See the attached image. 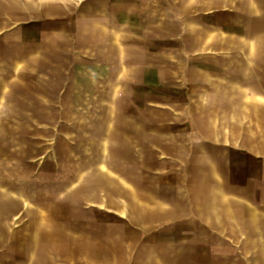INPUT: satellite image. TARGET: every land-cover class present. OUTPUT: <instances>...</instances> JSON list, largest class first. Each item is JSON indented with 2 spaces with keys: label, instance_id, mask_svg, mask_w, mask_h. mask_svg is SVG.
I'll return each mask as SVG.
<instances>
[{
  "label": "rangeland",
  "instance_id": "rangeland-1",
  "mask_svg": "<svg viewBox=\"0 0 264 264\" xmlns=\"http://www.w3.org/2000/svg\"><path fill=\"white\" fill-rule=\"evenodd\" d=\"M251 1L252 4H245L244 0H72L62 6L27 3L26 7L4 4L0 7V13L4 12L2 20L0 16V65L4 63V67L14 62L18 68L24 64L32 68L39 65V72L53 76L67 73L69 88L75 77L85 80L94 66L96 72H104L107 77L113 72L105 68L107 52L91 54L85 51V46L98 30L106 34L110 29L115 33L116 44L121 46L120 57L124 58L123 46L131 43L132 49H127L126 57L133 65L146 61L148 68L133 66L125 77L124 62L120 59L115 104L96 99L104 96L106 83L99 84L92 100L3 101L0 188L14 183L38 192L58 187L61 168H67L70 173L75 167L70 163L79 160L85 163L86 158L93 159L98 149L106 146L103 122L109 130L116 129L118 136L126 128L138 150L141 145L146 147L142 166L140 155L125 149L121 143L112 147L117 159L102 167L121 180L126 178L127 187L152 190L155 174L167 177L182 173L187 166L179 164L180 160L187 153L191 159L198 155L199 136L204 134L174 132L175 126L195 124L198 116L207 111L200 106L209 102L188 100L189 88L194 86L182 83L178 77L206 56L213 55L219 60L220 50L264 44V26L261 27L264 14L253 15L260 7L264 9V4ZM35 44L40 45L42 52L38 60L27 56L34 51L31 48ZM82 50L86 55L77 57V51ZM4 73L1 79L6 83L7 97L34 96L29 88L18 85V76L11 69ZM140 78L148 83L140 85ZM23 80L32 83L33 76H25ZM45 95L58 97L56 92ZM75 105L85 118L72 116ZM86 122L93 124L87 126ZM140 124L148 130L146 142L133 132L132 126ZM243 141L250 146V132L243 133ZM156 144L161 145L165 155L150 147ZM206 151L215 158L218 171L228 174V197H235L236 186L242 183L244 193L251 199L250 147L242 150L212 147ZM158 157L163 158L158 161ZM61 159L68 164L60 165ZM125 159L128 164L124 163ZM87 214L88 221L93 222L90 217L96 215L90 211ZM202 217L203 213L196 207L194 220L185 216L159 228L131 229L132 264H264L262 260H252L249 238H239L237 243L235 229L204 228ZM105 218L117 227L113 230L123 232L117 213L105 212ZM77 247L75 241H68L69 251L77 252ZM12 250L20 251L15 245Z\"/></svg>",
  "mask_w": 264,
  "mask_h": 264
},
{
  "label": "crops",
  "instance_id": "crops-1",
  "mask_svg": "<svg viewBox=\"0 0 264 264\" xmlns=\"http://www.w3.org/2000/svg\"><path fill=\"white\" fill-rule=\"evenodd\" d=\"M244 3L252 4V1L244 0ZM254 3L262 5L264 1ZM4 4L13 3L0 2V7ZM258 14L263 15L264 9L260 7L253 13ZM3 15L1 12V20ZM262 29L264 35V27ZM89 38L85 51L91 54L107 52L105 68L108 72L113 70L112 74L105 77L104 72H96L94 66L87 72L85 80L77 76L69 88L67 73L53 76L39 72V65L32 68L24 64L18 68L14 62L8 67L3 63L0 65V109L3 111L2 102L8 99L92 100L100 83H106L107 87L103 90L104 96L96 99L109 100V95L116 98V69H121V61L124 62L125 77L133 66L148 68L146 61L133 65L126 57L127 49H132L131 43L123 46L124 58L120 57L121 46L116 44L114 31L109 29L105 34L98 30L95 37ZM31 49L34 51L27 56L38 60L42 53L40 45L35 44ZM218 52L219 60L213 55L206 56L204 61L193 63L187 73L178 77L182 83L194 86V89L189 88L188 100L209 102L200 106L207 111L198 116L195 124L175 126L174 132L204 134L199 136L198 155L191 159L187 153L186 158L180 160L179 164L187 166L186 170L182 168V173L167 177L155 174L152 176L155 178L154 189L138 190L127 187L126 178L121 180L123 178L110 171L102 170L113 161L91 159L90 167L84 168L79 160L70 163L75 165L70 173L65 167L60 169L59 184L71 179L69 188L41 192L0 188V264H132L131 229L159 228L185 216L194 220L196 207L203 213L204 228L235 229L238 234L236 242L239 243V238H249L247 243L252 246V260L264 262V44H247ZM76 54L77 57L86 55L83 50ZM6 69H11L12 74L18 76V85L29 88L34 96L7 97L6 83L1 79ZM25 76H33L32 83H25ZM138 83L146 85L148 81L140 78ZM46 92H56L58 97L47 96ZM73 110L78 111L77 105ZM132 127L133 132L139 133L141 140L146 142L148 130L144 125ZM245 131L251 133L250 146L244 144ZM123 147L133 150V154L138 153L141 166L144 164L143 150L146 147L141 145L138 150L126 128ZM150 147H155L161 156L166 154L159 144ZM212 147L240 150L250 147L253 156L251 199L244 193L242 183L236 186L235 197H228V174L218 171L215 158L206 151ZM126 160L124 163L128 164ZM65 163L68 164L60 160V165ZM209 196H218L220 201H211ZM144 197L146 199H142ZM89 211L96 215L94 219L90 217L93 222L88 221ZM108 211L118 214L122 233L113 230L117 227L105 218ZM88 229L92 231H85ZM69 240L75 241L76 247L79 243L77 252L69 251ZM14 245L18 246L19 252L12 250ZM9 246H12L11 251H7ZM91 249L95 251L91 252Z\"/></svg>",
  "mask_w": 264,
  "mask_h": 264
},
{
  "label": "water",
  "instance_id": "water-1",
  "mask_svg": "<svg viewBox=\"0 0 264 264\" xmlns=\"http://www.w3.org/2000/svg\"><path fill=\"white\" fill-rule=\"evenodd\" d=\"M72 0H0L1 3H13L15 5H18V6H23V7H26L27 3L31 4V5H38L39 3H44V4H53V5H56V6H62V5H65L69 2H71ZM110 96V99L109 101L112 102L113 104H115V101H116V98H114L112 95H109ZM5 112H3L1 109H0V131H3V127H2V121H1V116H3ZM73 115L75 117H83L85 118V114H83V112H79V111H76V110H73ZM88 124H93L92 122H86V125L88 126ZM102 125V129H103V134L106 136V139H107V144L105 147H100L98 149V151L96 152L93 160L94 161H106V162H110V161H114L117 159V156L116 154L114 153V151L112 150V147H116L118 146L119 144L123 143L124 142V134H121L118 136L119 132L116 131V129H112V130H109L108 129V125L106 122H103L101 123ZM86 126V127H87ZM81 163H83L84 165L82 167L86 168V167H90V164H91V160L87 159L86 158V162L84 163V161ZM71 179L67 182V183H64L62 185L58 184V187H55L54 188H69L70 185H71ZM85 182H87L85 180ZM84 181H83V184H86ZM5 190H9V191H12V190H26L24 189L23 187L21 186H17L15 183L14 184H7L5 186ZM52 188V189H54ZM210 200L211 201H214V202H217V201H220V199L218 198V196H209Z\"/></svg>",
  "mask_w": 264,
  "mask_h": 264
}]
</instances>
